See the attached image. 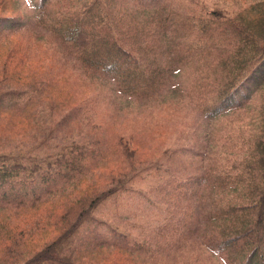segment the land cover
<instances>
[{
	"label": "rangeland",
	"instance_id": "obj_1",
	"mask_svg": "<svg viewBox=\"0 0 264 264\" xmlns=\"http://www.w3.org/2000/svg\"><path fill=\"white\" fill-rule=\"evenodd\" d=\"M93 1L113 3L108 10L122 41L130 40L138 61L148 58L150 67L161 68L151 75L136 73L144 93L131 94L112 75L74 60L51 38L19 32L32 48L26 64L19 58L13 76L0 72V157L31 170L37 165V175L45 173L47 179L32 186L43 195L38 205H0V264L26 260L70 229L75 233L67 245L76 264H258L251 254H236L239 244L220 248L222 237L215 235L248 219L215 220L211 213L223 200L221 192L201 188L205 171L245 159L242 145L258 132L262 101L256 96L238 111L204 116L195 89L201 93L213 74L202 77L205 64L194 39L209 42L232 32L225 25L217 30L205 14H217L221 22L247 20L259 0H88ZM37 2L0 0V16L34 19ZM4 36L0 45L10 42ZM3 53L0 46V64ZM170 55L183 61L177 72L165 75ZM20 75L25 81L15 78ZM233 143L239 150H232ZM68 159L72 184L52 185L50 193L48 171ZM189 175H202L200 184L183 181ZM29 215L38 216L35 223ZM25 225L29 231L21 237L18 230ZM257 234L263 242L264 233ZM110 237L129 248L109 245Z\"/></svg>",
	"mask_w": 264,
	"mask_h": 264
},
{
	"label": "trees",
	"instance_id": "obj_2",
	"mask_svg": "<svg viewBox=\"0 0 264 264\" xmlns=\"http://www.w3.org/2000/svg\"><path fill=\"white\" fill-rule=\"evenodd\" d=\"M78 1L66 3L63 0L62 3H54V1L51 3L50 0H38V4L34 6L38 15L34 19H23L25 16H0V41L5 37V33L10 38L9 43L0 45L4 48L0 72L4 75H12L13 71H18L16 65L19 58L23 64L27 63V53L32 46H27L23 38L24 34L19 33L25 32L30 37L31 34H35L51 38L82 65L105 73L104 75H112L117 85L131 94H143L144 91H141L140 86L135 83L136 73L143 76L145 73L151 75L152 71L156 72L161 65L150 67L151 62L148 58L138 61L140 53L131 48L130 40H126V43L122 41L116 29L118 22L112 18L108 10V5L113 3ZM47 4L50 5L49 8H46ZM125 5L127 6L126 3ZM254 5L256 8L251 16L247 20L240 18L238 22L234 19L221 22L217 20V14H205L208 22L218 27L217 30L220 31L222 28L219 25H225L232 32L226 34L223 39L216 36L209 42L194 39L197 57L205 64L202 77H206V74L210 75V72L213 74L208 84L201 88V93L200 89H195V94L198 97L201 95L198 108L206 117H220L243 109L251 105L256 96L262 101L259 107L260 116L257 118L258 132L255 137L249 139L251 141H246L242 145L245 159L238 163L236 159H230L227 163L223 161L215 165L225 166L222 169L205 171L202 174L204 176L201 191L217 189L221 192L223 200L212 209L213 213H211L215 220H222V217L225 218L224 221L232 218L237 220L247 217L248 219L244 223L238 220L234 225L225 228L224 232L215 235L216 238L222 237L220 248L231 250L239 244L240 249L236 254H251L252 259L258 260V264H264V241L262 242L257 234L258 231L264 233V217H262L264 216V0H259ZM131 6L140 7L136 4ZM197 21L201 26H209L206 21L202 22L200 19ZM194 28L199 29L196 25ZM96 45L98 49L95 48ZM182 61H177L170 55L164 61L165 75L177 72L175 66L180 65ZM15 78L25 81L21 75ZM220 79H223V82L215 86ZM14 96L20 95L14 94ZM227 137L230 142L236 141V138L230 135ZM233 145H235L233 151L239 150L237 149L239 143ZM8 159L6 156L0 157V205H5L3 201L14 207L21 204L38 205V199L43 195L36 193L32 186L46 180L47 175L45 173L37 175V165L31 170L29 167L8 164L6 163ZM48 172L51 176V186L48 187L50 193L53 191L52 185L66 189L72 184L74 173L70 159L62 165L57 164V168L52 165ZM202 175H189L183 181L194 180L200 184ZM246 187H250L249 192L245 190ZM238 188L239 192H237ZM239 212L244 215H238ZM251 212L255 213L254 219ZM28 218L30 224H33L38 216L29 215ZM24 229L29 231L25 225V228L18 230L19 236L25 235ZM74 233L75 230L70 229L63 236L44 244L30 258L9 264H76L70 259L71 250L67 245V240ZM15 242L17 243L18 239L16 241L13 226L12 243ZM106 242L115 248H129V245H122L111 237Z\"/></svg>",
	"mask_w": 264,
	"mask_h": 264
}]
</instances>
